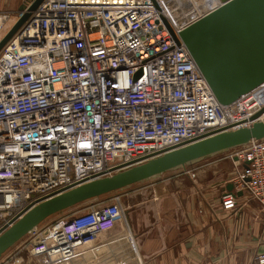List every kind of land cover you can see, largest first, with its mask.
Masks as SVG:
<instances>
[{"label": "built area", "instance_id": "built-area-1", "mask_svg": "<svg viewBox=\"0 0 264 264\" xmlns=\"http://www.w3.org/2000/svg\"><path fill=\"white\" fill-rule=\"evenodd\" d=\"M31 1L0 10V41ZM156 2L44 0L2 47L0 227L83 179L213 130L247 127L264 105V82L219 103ZM227 157L232 188L221 193L222 207L234 209L246 193L264 210V138ZM92 208L45 227L40 251L66 263L87 248L100 223L84 214Z\"/></svg>", "mask_w": 264, "mask_h": 264}, {"label": "crops", "instance_id": "crops-1", "mask_svg": "<svg viewBox=\"0 0 264 264\" xmlns=\"http://www.w3.org/2000/svg\"><path fill=\"white\" fill-rule=\"evenodd\" d=\"M26 1L0 0V10L24 8ZM230 167L229 157L219 156L192 173L181 168L173 177L114 192L110 210L120 216L102 219L71 264H257L264 210L246 193L234 209L222 207L221 193L232 188L224 184ZM32 230L0 254V264H54L35 251Z\"/></svg>", "mask_w": 264, "mask_h": 264}, {"label": "water", "instance_id": "water-1", "mask_svg": "<svg viewBox=\"0 0 264 264\" xmlns=\"http://www.w3.org/2000/svg\"><path fill=\"white\" fill-rule=\"evenodd\" d=\"M44 0H32L0 41V50ZM166 11L176 43H182L219 103L228 105L264 82V0H157ZM156 7L158 4L153 0ZM264 105L236 130L217 129L176 147L117 166L109 176L83 179L29 204L0 227V254L48 215L75 203L142 183L207 156L246 148L264 138ZM219 158V156H217ZM234 162L239 164L238 159ZM246 167V166H244ZM91 213L87 209L84 214ZM264 255V243L257 251Z\"/></svg>", "mask_w": 264, "mask_h": 264}, {"label": "rangeland", "instance_id": "rangeland-1", "mask_svg": "<svg viewBox=\"0 0 264 264\" xmlns=\"http://www.w3.org/2000/svg\"><path fill=\"white\" fill-rule=\"evenodd\" d=\"M228 153H229L228 151H223L222 153L216 154L215 156L203 157L201 159H197L195 161L186 163V164H184L182 166H177V167L171 168V169L165 171L164 173H161V174H159V175H157V176H155L153 178H150V179H147L146 181H143L142 183L151 182V181H157L160 178H165V177H173V176L178 174V172H179V170L181 168L189 169L188 172L192 173V172L196 171L197 169H199L201 167H205L211 161L216 159L217 156H224V157L229 156ZM142 183H140V184H142ZM126 188H128V187H126ZM126 188H124L122 190H125ZM113 193L114 192L105 193V194H102V195H99V196H96V197H92L90 199L75 203V204H73V205H71L69 207H66V208H64V209H62L60 211H57V212H54V213L48 215L47 217H45L39 223V225L36 228H34L32 230L33 233L35 232L36 234H34V236L30 240L31 241H32V239H36L37 240V238L39 240V237H41L40 235L42 234L41 232L45 229V227H47L49 224H51L53 222H56L60 218H63V217L69 216V215H74L71 218H75L76 216L80 217L82 215L81 211L84 208H86L87 206H93V205L101 204L100 206L94 207V209H92L91 213L88 215V217L94 215L93 217L95 219L99 220V221H101L102 219L110 217V214H112V213H113L112 215H117L115 213V211H114L115 208L110 210V207L115 206L114 203H112V201H111V198H112L111 195ZM103 201L105 203L102 204ZM104 214L106 215L105 217L103 216ZM119 216H120V213H118L117 217H119ZM89 221H91V219ZM89 225H91V224H89ZM86 230H88V229H86ZM104 231L105 230H103L102 233H104ZM30 235L31 234H29L27 237H31L32 236V235L31 236ZM101 236H103V234H101ZM36 240H35V242H37ZM41 242H44L43 244H46L45 240L43 239V236L41 237ZM35 246L37 247V243H36ZM36 247H34L35 251H37V252L43 251V250H41L40 246L37 247V248ZM42 253L45 254L46 256H48V258H50L51 262H54V264L58 263L57 262V257H56L57 254L52 252L50 249L44 250V252H42ZM42 253H40V254L43 255ZM78 253H81V251L78 252ZM78 253L74 257H72L71 259H68L66 263L67 264H71L73 259L77 257Z\"/></svg>", "mask_w": 264, "mask_h": 264}, {"label": "bare ground", "instance_id": "bare-ground-1", "mask_svg": "<svg viewBox=\"0 0 264 264\" xmlns=\"http://www.w3.org/2000/svg\"><path fill=\"white\" fill-rule=\"evenodd\" d=\"M264 120V113L260 116V118L258 119V121H262Z\"/></svg>", "mask_w": 264, "mask_h": 264}]
</instances>
